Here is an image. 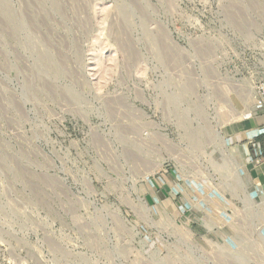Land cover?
<instances>
[{
    "label": "rangeland",
    "instance_id": "374dc122",
    "mask_svg": "<svg viewBox=\"0 0 264 264\" xmlns=\"http://www.w3.org/2000/svg\"><path fill=\"white\" fill-rule=\"evenodd\" d=\"M263 79L264 0H0V264H264Z\"/></svg>",
    "mask_w": 264,
    "mask_h": 264
},
{
    "label": "crops",
    "instance_id": "0c3cea01",
    "mask_svg": "<svg viewBox=\"0 0 264 264\" xmlns=\"http://www.w3.org/2000/svg\"><path fill=\"white\" fill-rule=\"evenodd\" d=\"M244 127L247 166L253 180L264 185V111L257 109L251 119L246 121ZM176 189L177 185L174 180L170 178L169 174L164 173L148 184L146 195L148 199L156 202L163 198H174L177 200L178 191ZM181 194L183 195V190ZM181 198L183 199L182 196Z\"/></svg>",
    "mask_w": 264,
    "mask_h": 264
},
{
    "label": "built area",
    "instance_id": "2783aa9c",
    "mask_svg": "<svg viewBox=\"0 0 264 264\" xmlns=\"http://www.w3.org/2000/svg\"><path fill=\"white\" fill-rule=\"evenodd\" d=\"M256 88V107L258 110L264 111V79L257 84Z\"/></svg>",
    "mask_w": 264,
    "mask_h": 264
},
{
    "label": "bare ground",
    "instance_id": "6f19581e",
    "mask_svg": "<svg viewBox=\"0 0 264 264\" xmlns=\"http://www.w3.org/2000/svg\"><path fill=\"white\" fill-rule=\"evenodd\" d=\"M128 14V13H127ZM125 15V14H124ZM198 137V136H197Z\"/></svg>",
    "mask_w": 264,
    "mask_h": 264
}]
</instances>
